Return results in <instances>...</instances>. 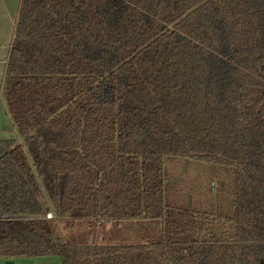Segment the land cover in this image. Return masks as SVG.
I'll return each mask as SVG.
<instances>
[{
  "label": "trees",
  "instance_id": "trees-1",
  "mask_svg": "<svg viewBox=\"0 0 264 264\" xmlns=\"http://www.w3.org/2000/svg\"><path fill=\"white\" fill-rule=\"evenodd\" d=\"M2 99L0 257L264 264V0H21ZM167 156L231 168L234 212L170 206ZM64 219L163 239L74 244Z\"/></svg>",
  "mask_w": 264,
  "mask_h": 264
},
{
  "label": "rangeland",
  "instance_id": "rangeland-1",
  "mask_svg": "<svg viewBox=\"0 0 264 264\" xmlns=\"http://www.w3.org/2000/svg\"><path fill=\"white\" fill-rule=\"evenodd\" d=\"M165 176L170 206L194 211L200 219L220 220L219 216L226 217L234 212L236 176L231 168L167 156ZM51 215L53 218L54 214ZM85 224H88V228ZM53 225L65 240L80 245L142 244L163 239V222L159 220L115 221L108 224L90 219H64ZM41 258H17L16 264H57V261L51 260L59 259L57 255Z\"/></svg>",
  "mask_w": 264,
  "mask_h": 264
},
{
  "label": "crops",
  "instance_id": "crops-1",
  "mask_svg": "<svg viewBox=\"0 0 264 264\" xmlns=\"http://www.w3.org/2000/svg\"><path fill=\"white\" fill-rule=\"evenodd\" d=\"M20 1L21 0H0V139H15L18 136L4 106L2 87L10 45L13 40L14 27L18 17ZM110 223L113 222H109L108 224ZM85 226L88 228V224H85ZM53 260L57 261V264H62L60 258H54L51 261ZM6 261L7 259L0 257V264H5ZM14 261L16 263L17 259Z\"/></svg>",
  "mask_w": 264,
  "mask_h": 264
},
{
  "label": "water",
  "instance_id": "water-1",
  "mask_svg": "<svg viewBox=\"0 0 264 264\" xmlns=\"http://www.w3.org/2000/svg\"><path fill=\"white\" fill-rule=\"evenodd\" d=\"M6 264H16L14 260H7Z\"/></svg>",
  "mask_w": 264,
  "mask_h": 264
},
{
  "label": "built area",
  "instance_id": "built-area-1",
  "mask_svg": "<svg viewBox=\"0 0 264 264\" xmlns=\"http://www.w3.org/2000/svg\"><path fill=\"white\" fill-rule=\"evenodd\" d=\"M48 217H49V218H51V217H52L51 213H49V214H48Z\"/></svg>",
  "mask_w": 264,
  "mask_h": 264
}]
</instances>
